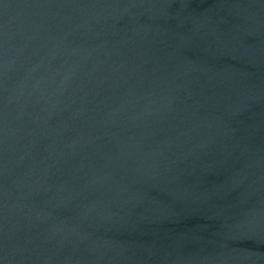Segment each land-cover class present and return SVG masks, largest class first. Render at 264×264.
I'll return each instance as SVG.
<instances>
[{"label":"water","instance_id":"obj_1","mask_svg":"<svg viewBox=\"0 0 264 264\" xmlns=\"http://www.w3.org/2000/svg\"><path fill=\"white\" fill-rule=\"evenodd\" d=\"M0 264H264V0H0Z\"/></svg>","mask_w":264,"mask_h":264}]
</instances>
